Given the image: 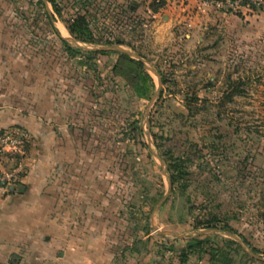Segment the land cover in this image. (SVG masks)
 <instances>
[{
	"label": "rangeland",
	"instance_id": "1",
	"mask_svg": "<svg viewBox=\"0 0 264 264\" xmlns=\"http://www.w3.org/2000/svg\"><path fill=\"white\" fill-rule=\"evenodd\" d=\"M10 1L18 6L4 10L0 5V11L18 14L17 23L13 16L7 27L15 30L17 24L19 32L12 31L13 39L16 36L18 44L25 46V60L33 57L41 94L51 95L54 27L48 25L38 0ZM58 2L64 14L80 10L78 6L70 10L72 0ZM88 2L86 10L95 17L88 20L96 37L119 39L124 45L75 44L69 36L72 48L126 51L150 68L161 69L167 80L158 88L157 78L145 67L155 85L153 95L121 105L114 122L119 140L141 142L153 155L146 167L152 173L151 183L137 184L139 189L145 186L146 196H136L129 203L133 209L148 206L144 216L136 213L137 219L153 240L161 236L172 241V234L161 233L176 231L202 242L193 249L188 264H264V28L255 24L254 17L264 9L230 10L217 6L221 0ZM151 4L157 12L151 11ZM129 5L133 12L126 10ZM156 13L165 16L157 17L159 25L171 15L184 19L174 22L172 18L173 23L158 36L151 26ZM157 88L159 92L162 88L160 97ZM167 159L177 166L178 174L173 175L182 174L173 189ZM205 222L217 227L226 224L235 234L206 229Z\"/></svg>",
	"mask_w": 264,
	"mask_h": 264
},
{
	"label": "crops",
	"instance_id": "2",
	"mask_svg": "<svg viewBox=\"0 0 264 264\" xmlns=\"http://www.w3.org/2000/svg\"><path fill=\"white\" fill-rule=\"evenodd\" d=\"M0 5L4 10L18 6L10 0ZM257 15L255 24L263 29L264 13ZM13 16L17 23L18 14L0 11V129H25L29 141L25 171L0 199V264H183L180 251L193 239L174 231L161 233L172 234V241L153 240L136 217L148 206L129 204L146 196L145 186L137 184L151 183L146 167L153 155L141 142L118 138L114 122L120 107L134 104L136 97L113 76L116 56L99 58L95 69L80 64V57L67 55L60 43L72 48L66 15L51 12V95L41 94L33 57L31 63L25 60V46L13 39L17 24L15 30L7 27ZM157 17L165 16L153 15L158 36L173 19H184L171 15L159 25Z\"/></svg>",
	"mask_w": 264,
	"mask_h": 264
},
{
	"label": "trees",
	"instance_id": "3",
	"mask_svg": "<svg viewBox=\"0 0 264 264\" xmlns=\"http://www.w3.org/2000/svg\"><path fill=\"white\" fill-rule=\"evenodd\" d=\"M51 8L53 13L58 16L62 17L65 9L60 6L61 3L58 0H44ZM12 2V1H11ZM17 3V2H15ZM38 4L42 8L44 18L46 19L48 25L51 27V13L48 12L42 0H38ZM90 5L88 0H72V3L68 5L70 10L74 9L75 7H80V10L74 11L72 13L65 14L66 19L63 20L66 29L69 33V36L77 43L80 44H88V45H101V46H122L124 45L122 40H110V38H103L96 35L92 32L88 19H95L87 10L86 6ZM150 9L152 12H157V6L154 8L153 4H151ZM64 9V10H63ZM127 11L133 12L132 5H129L126 8ZM52 20L54 18L52 17ZM62 47L67 55L70 57H80V64L86 66L89 69L94 68V62L103 56H110L111 54L116 55V60L112 66V73L113 76L119 78L121 81L124 82L125 86L129 89V91L133 94L134 97L142 100H149L155 91V85L151 78V76L146 72L145 67L139 61L132 59L129 55L125 53H118L114 51H106V50H95V51H81L79 49H74L69 47L68 43L64 40H60ZM100 47V46H99ZM95 69V68H94ZM156 74L160 78L161 87L167 85V80L165 79L164 73L161 69L155 68ZM162 89V88H161ZM160 89L159 97L162 94V90ZM182 161V160H180ZM167 171L169 172V180L171 188L173 189L174 184L180 179L181 175L175 177L173 173L177 171V166H173L170 164V160H166ZM178 174V172H176ZM217 221V220H216ZM207 222H205L206 224ZM218 223V221H217ZM206 229H219L220 231L228 232L231 234H235L233 229L227 226L226 224L217 227L216 225L210 226V222L206 225ZM200 224H197V226ZM197 226H194V229H199ZM203 226V225H202ZM195 240L191 241L186 245V247L180 251L179 258L182 262L187 261V256L191 253H195L193 249L196 247L198 248L202 242H194ZM193 244L196 246L193 247Z\"/></svg>",
	"mask_w": 264,
	"mask_h": 264
},
{
	"label": "built area",
	"instance_id": "4",
	"mask_svg": "<svg viewBox=\"0 0 264 264\" xmlns=\"http://www.w3.org/2000/svg\"><path fill=\"white\" fill-rule=\"evenodd\" d=\"M217 6L230 10L264 9V0H221ZM29 134L22 128L0 129V199L7 197L25 171L24 150Z\"/></svg>",
	"mask_w": 264,
	"mask_h": 264
},
{
	"label": "water",
	"instance_id": "5",
	"mask_svg": "<svg viewBox=\"0 0 264 264\" xmlns=\"http://www.w3.org/2000/svg\"><path fill=\"white\" fill-rule=\"evenodd\" d=\"M75 44H76V42H74ZM112 51H118V52H121V53H125V54H127V55H129L131 58H134V59H136L137 61H139L140 63H142L143 65H144V67H147V69L149 70V71H151V73L157 78V81H158V88L161 86V83H160V78H159V76L156 74V72H155V70L154 69H152V68H150L149 66H147L146 65V63H145V61L143 60V59H141V58H139L138 56H133V55H131L130 53H128V52H126V51H123V50H119V49H117V48H110ZM110 49H108V48H101V49H94V50H106V51H108V50H110ZM157 88V94H158V92H159V89ZM166 197V196H165ZM162 198V200H161V202L160 203H162L166 198Z\"/></svg>",
	"mask_w": 264,
	"mask_h": 264
}]
</instances>
